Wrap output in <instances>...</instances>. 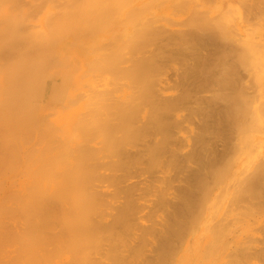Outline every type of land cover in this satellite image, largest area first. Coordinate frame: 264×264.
<instances>
[{"label":"bare ground","instance_id":"1","mask_svg":"<svg viewBox=\"0 0 264 264\" xmlns=\"http://www.w3.org/2000/svg\"><path fill=\"white\" fill-rule=\"evenodd\" d=\"M139 1L140 0H0V148L3 147L1 151H4L3 154L2 152L0 153V156L4 155V157H0V168L1 166L4 167L3 169L1 168L2 171L0 170V264H61V260L63 259H59L58 257L61 253L64 255L65 252L68 256L71 255V257L70 261L66 259L68 263L63 260L62 264H103L101 262L102 256L106 258L103 262L110 259L109 261L112 262L111 264H137L136 260L140 261L138 259L142 256L141 251L144 250L146 247L145 245L148 246L150 244L149 246H151L152 244H145L149 241L145 234H148V237L154 236V239L155 236H158L160 237L159 240H161L157 245L155 244L156 246L152 247L154 248L155 257L153 255L150 259L146 258L145 261L142 258L143 261L141 260L142 262L140 261L138 264H248L250 263L249 261L253 260V257L259 258L258 256H262L261 259H264V246L261 245L264 243V238H260V240L258 238V236H260L259 234L264 231V224L262 223L263 227L260 224L263 231L261 228H254L257 222H262V218H257L260 219L258 221L255 215L264 212V36H261L255 41L254 39L256 38L251 34L253 32L249 27L248 29L251 32L248 33L250 36L247 34L248 38H243V40H241L235 38L239 37V33L235 32L234 29L228 30L227 27L231 22L230 19L234 17H231V14L234 13V15L237 14V16H239V13H246L247 10L246 8L244 9V7H241L242 10L230 8V22L227 16L222 14L225 17L223 18V16L217 14V12L216 14L218 16H216L219 19L215 17L217 18L216 20L212 14L213 16L211 17L214 19L211 18L213 21L209 20L206 17L211 9H206L208 13H206L207 11L203 12L205 14H201L199 9L198 14L200 15L195 17V14H192L195 17L194 23L196 26L194 31H196V33L190 35V30L186 32L181 28L183 31L181 29V31H175L173 28L168 29L166 26L163 28L155 26L157 20H152L151 16V19L144 20L139 13L144 4L142 5ZM150 1L151 0H146L145 5H149L151 3ZM187 1L188 0H175L174 2H177V4L181 3L180 6H182V4L185 6V3L186 5L189 4H187ZM206 1L208 2V0H205V2ZM251 2L252 0L248 4H251ZM164 3L166 4V2ZM208 3L211 2L209 1ZM238 3H241V1H238ZM245 3L247 4V2ZM245 3L243 2L242 5H246ZM253 4L252 2V5ZM222 6L224 5L222 4ZM231 6L233 7V5ZM255 6H257V9ZM163 7H165V5H162V8ZM251 7V5L247 6L249 9H252ZM253 7L257 10L253 12L254 16H257V13H259L260 16L262 14L261 18L257 17L263 20L264 0H260L259 7L256 3ZM221 8L222 10L219 11L220 13L221 11H227L223 10L225 6ZM144 9L145 8H143V10ZM193 11L194 9H192L191 12L193 13ZM251 11L252 10H250V12ZM214 12L215 11H213V13ZM248 14L250 15L249 12H247V15ZM137 15L141 16L142 20H140L141 18L139 17L140 19L137 21ZM242 16L243 15H241V17L239 16V18L242 19ZM133 19L136 23H134ZM227 20L228 23H225ZM191 22L193 23V20H191L190 23ZM183 23L186 24V21ZM115 26H117V28ZM99 27L100 29L111 28L113 33L107 34V32L106 35H101L97 38L94 37L98 36V32H96L97 35L93 34L92 37L90 31H93L95 28L99 29ZM111 29H109V31H111ZM240 29L241 27L239 30ZM232 30L235 32V35H238L234 37ZM235 30L238 29L235 28ZM174 31L178 33L173 35ZM188 31L190 34H188ZM101 32L99 34H101ZM205 32L207 34H205ZM204 35L206 36L203 37ZM251 36H254V39H251ZM249 38L251 41L248 40ZM191 40H194L195 44L192 43ZM76 45L79 47H76ZM191 46L193 48L192 51L189 49ZM209 48H214V50L210 51ZM145 49L151 56L149 55V57L147 56L148 58H146L145 52H143L141 53V58L144 54V59L135 57V55L140 54V52ZM156 50H161L160 52L162 53L166 51V54L169 50H174L176 53L171 54L174 51L171 53L168 52L169 55L167 54V56L169 58H167L165 54L164 56L166 58L163 59V54L159 53V51H157V54ZM204 51L208 54H205ZM187 52H189V55ZM189 57H192L193 60L191 61L194 62L193 64L191 63L193 67L192 69L190 68L191 70L189 71L191 72L189 75H192V80H197V82H190L191 77H187L186 80L188 81L189 79V83H193V85L198 83L196 84L198 86L194 88L200 89L201 91L209 90L213 92L212 89L216 86L215 91H217V93H215L213 99L211 98V103L206 101V103L208 102L214 106L212 110L209 109L211 111L210 113L207 111V116L209 115L212 119L210 122L211 124L206 125V127L204 124L203 126L205 128L201 131L203 133H200L201 135H198L199 137L197 136V141L194 139V141H196L194 144L197 143L195 146L197 148L194 149L193 146V151H195L193 155L191 153V155L188 154V152V155L183 156V158L180 156L183 154H177L176 151L186 147L183 145L185 140L183 142V139L180 138L183 144H181L182 146L179 145L181 147L178 148V144L182 142H177L178 144L173 146L174 144L172 145V143L176 141L173 142L172 139L175 136H172L173 138L171 139L169 134H171V130L174 132V129L179 127L174 126L176 121V125H179V120L174 121V124L171 120H173L172 116L178 111L177 107H180L182 103L188 100V95H185L186 92L184 95L182 93L183 96H181L180 99H169L170 101L168 102H164V100H162L163 102L160 101L157 112L154 107L153 113H150L151 117L146 111L145 115L142 114V110L144 109L142 103L146 95L151 94L152 96L153 93L155 94L156 84L158 83L154 81L156 80L154 78L159 75L161 70L166 71V69H162L165 63L162 60H167L166 63H171V60L174 62L177 58L179 61H185L187 59V62L190 59ZM154 58L157 59L155 60ZM159 59L161 60L158 61ZM186 62H184V64H186ZM131 74L133 78H131L129 84L132 85H127L126 83H128V81L126 82L124 79H119L120 77H126L125 80H130L129 75ZM114 75L117 77L119 76V78ZM109 76L114 78H110V80ZM159 77L157 76V78ZM171 77H173V75ZM83 79H86L83 83L85 85L82 84L84 81ZM100 79H102L103 83ZM115 79L121 80V82H118V80L115 81ZM183 79H185V77ZM117 83H121L122 85H117ZM185 83H187V85ZM185 83L182 86H190L188 82L185 81ZM81 85L86 87L84 88ZM113 86L114 88L117 87L115 91L118 90L119 86H122L123 89L125 86H129V89L132 88L130 91L134 90V93L130 95L124 94L122 96L123 98H120L121 96L115 98L114 94L117 92L113 93ZM160 88L162 87L160 86ZM129 89L127 87L125 90L130 92ZM191 89L189 90L192 91L193 89ZM81 90L84 93L87 91H94V93L92 96L90 95L91 97L86 96L89 100L84 98L85 101L87 100V103L82 104L81 113H79L81 116L76 117L75 122L72 124V126L74 125V130L68 127L71 130H61L64 132V134L63 132L61 134V131L52 129V131L50 130L52 137H50L51 135L48 130L49 126L51 125L50 127L53 128L52 126L56 123L58 125L60 121L57 122V119H60L63 124L66 119L63 120L64 117L61 119V116L60 118L58 116L56 120H54L55 117H53V123H56H49V117L51 119L55 112L52 115L49 114V117L45 114L46 112L43 110V105L39 102L40 98L44 96H41V94H43L42 91H45L44 93L47 92V94L49 93V97L51 96L50 98H52V95H56V97L54 96L53 98H56V100L58 99V103L52 101L54 104H57L56 108H59L60 105H65L64 107L67 108L68 105V108L72 109L75 107L74 105L78 104V100H83L82 98L84 96H81V99L76 96L77 91ZM119 90L121 91L122 88ZM36 91H38V94H36ZM58 91L60 92L59 94L63 96L57 97L60 96L58 95ZM159 91H165V89L162 88V90ZM1 92L4 93L2 94ZM123 92L125 93V91ZM34 93L40 96L36 98L39 100V105L36 103L37 100L33 98ZM134 96H136V98ZM49 97L47 100L49 99L50 101ZM88 101H90L91 104L88 103ZM46 102L43 104H46ZM50 102L49 104L51 105L52 102ZM74 102H77V104ZM82 102H80L79 105ZM147 102H149V100ZM151 103L154 104V102ZM70 104L72 108L69 107ZM209 104L207 106H209ZM219 104H222V110L218 108V106L220 107ZM64 107L62 106L60 108L66 111ZM61 111L57 115H63ZM52 112L53 110L51 113ZM64 115L69 116L68 114ZM175 115L173 116L174 120L176 119ZM147 118L149 119L147 120ZM97 121H102V124L108 128L106 132L108 138L105 140L101 138L100 141H98V137V142H95L93 137L87 138V144L95 142L96 145H92L93 148L90 147V144L86 146L90 148H86L87 151L85 150V158L87 161L83 158L84 161L87 162H85L86 171L83 175H80L79 171H77L79 164L76 155L78 143L76 142L79 141V139L81 140L83 136L81 138L76 137L78 140H74L72 136H77L80 130L83 132L86 128H90L93 133L92 129L94 126H98L96 124H99ZM60 125L61 123H59V126ZM91 126L93 128H91ZM173 126L175 127L174 129H172ZM65 128L64 125V130ZM72 130L77 134H72ZM56 131L60 133L58 134ZM178 132H176L175 135ZM10 134L16 137L13 138L11 136L12 138H10ZM55 134L57 135L55 136ZM88 134L90 135V133ZM46 135L50 138L52 143H50L51 141L49 143L46 142L43 147V143H45L43 142V136ZM59 135L63 136L59 137ZM7 136H9L8 139ZM67 136L68 139L66 140L64 137ZM159 136H161V138ZM2 137H4L7 142H5ZM19 137L21 139L23 138L25 142L27 140L26 143L21 140V142H23L22 146L18 144L22 148L18 145L15 147L16 143H20ZM53 137H57L56 141L51 139ZM16 138L18 142L15 140V143L13 140L15 144L12 142V145L9 141ZM69 138L74 141L68 142ZM84 139L85 138L82 140ZM224 139L228 141L227 144L224 143ZM84 142L85 140L82 143ZM219 142L226 145V147L222 146ZM6 143L9 145L11 144L14 148H17V150L14 149L13 151V148L11 149L10 147L11 145L9 146ZM24 143L25 145L27 144L28 147L26 146L25 148V145H23ZM53 143L55 144L53 145ZM106 143L109 144L107 145ZM50 144L53 146H50ZM219 144V149L225 147L223 151L226 150L225 155L219 154L220 156L222 155L221 159L219 158L220 156L217 155L218 153L215 154L219 151ZM37 145L38 147H36ZM171 145L173 148L175 147L174 149L176 151ZM8 146L10 148H8ZM48 146H50V149L52 147L50 152ZM41 147L43 148L39 149ZM46 148L47 150H45ZM176 148H178V150ZM20 149H22V152ZM43 150H45L44 152L47 151L46 153L49 152L52 154L49 155L48 153L47 157L46 153L43 154ZM10 151L11 154L9 153ZM181 152L183 153L182 150H180V153ZM219 153L221 152L219 151ZM168 154L173 155L168 159L170 162L167 161V158L170 156ZM184 154H186V152ZM20 155L23 157V160ZM166 155H168V157L163 160V157ZM45 156L47 159L50 156L51 159L52 156H55L52 160L54 164L58 166V170L57 175H55L56 172H54L55 174H51L52 179L49 173L50 169H52V166H49L50 161L48 160L50 159H48L47 162ZM14 157H19L20 159H18L20 162H14L19 161L17 159L13 161L12 159ZM179 157L181 159L183 158V163H179ZM44 158L45 160H43ZM11 160L13 162H10ZM165 160L173 167H178V169H183L185 165L188 164L186 161L196 163L197 168H192V176H190V180L187 182L188 185H186L188 187L182 189L181 195L178 196L180 197L178 201L172 202V199L170 198V200L168 198L175 210V214L172 212L175 218L173 219L171 216L172 218L170 219V221L173 219V224H171V222L168 223L170 224L168 227L166 226L168 229L164 228L165 230L163 231H161V228L152 229L154 227H146L144 229V231H146L145 233L143 229V232H139V234H142L139 235V238H141L144 233L143 239H140L142 242L141 245L139 243V246L143 249L141 250L140 247L136 248V246L129 243L131 241L128 242V240L125 238L122 239V237H124V235H129V233H133L131 230L134 228L131 227V222L134 223L139 219L142 220L141 218H137V216L142 213V206H137V204L143 200L140 199L144 198V193L142 192V195H139V193L145 188L144 186H147V183H154L152 176L156 178L155 176L157 175L153 173V170H158L160 165H169L168 163H164ZM21 161H23L24 164L22 162V165H19ZM67 161H69V166L76 173L70 174L73 176L76 175V177H72L73 180L71 178L68 180L65 175L67 172H64L66 169L65 162ZM46 162L50 168L46 167ZM75 162H77L76 167ZM13 163H15L17 171L19 167L22 168L20 170H23L27 165H30V168L27 166V170H30L29 173L31 174L32 172L34 175H31L32 177H30L29 180L31 178H36L37 180L31 179L33 183L31 182L29 184H26L29 181L25 182V185H29L30 187L28 186L29 188H27L24 185L27 189L25 190V195L27 196H23L24 198L21 197V200L17 194L14 195L15 193L12 192L10 186L16 181L10 184V181L13 179L11 178L12 180H9L8 178L10 177L9 175H12L11 172L15 171V168L12 169ZM11 169L14 171H11ZM164 169L162 168V170ZM24 170H26V168ZM58 171H61V173H58ZM20 172L23 173L22 171L17 173ZM184 172H186L185 169ZM54 175L57 178L54 177ZM186 175L187 174L183 177H187ZM21 176L22 175H20V177ZM79 176H85L84 179L92 184L93 188L96 187L94 188L96 192H93L92 195H90V193L89 195H79L78 192L80 190L77 191L78 185H80L79 183L81 182ZM37 178H39L40 181H38L39 179ZM42 178L46 180V183L43 181L45 187L42 186ZM134 179L140 180L134 182ZM150 179H152V181ZM179 179L181 180V178ZM19 180L21 181V179ZM24 181L22 180V183H24ZM131 181L133 182L131 183ZM34 182L36 183L35 185ZM108 183L116 184V188L123 184V187L120 189L118 187V189H123L122 192L124 197L122 198L125 199L123 202L120 201L121 205L118 204L116 209L118 213H115V217H111L112 219L115 218L113 220L114 223L112 225L109 224L108 227H104L108 222L100 225L98 218H96L98 215H96V213L99 211L100 207L107 202L105 199L108 198L107 194L110 192L108 193L105 189ZM126 183H129V185H126V188H124V184ZM183 183L185 184V182ZM141 185L143 186L142 188L140 187L142 190L137 188ZM21 186L24 188L23 185ZM147 187L143 191H145ZM152 188L153 187H151V190ZM137 189L139 191H137ZM169 190L171 189H168V191ZM23 191L24 190L21 191V194ZM136 191L139 192V196H137H141L138 199L136 196L134 197ZM172 194L173 193H171V195ZM162 195L161 202L159 203L163 202L166 204L167 202V204H169L167 194ZM111 199L109 198L108 203H111ZM109 205L110 204L107 206ZM115 205L114 208H116ZM112 206L110 207L113 210ZM144 206H146V204ZM138 207H140V209ZM102 209L105 210V208ZM116 211L114 210V212ZM138 211L139 214L137 213ZM34 213L37 215H34ZM93 213H95L96 217L92 220L91 217H94ZM92 214L93 216H91ZM160 218L162 217L160 216ZM137 223L140 224L139 221ZM166 223L165 221V224ZM135 225L137 224L135 223ZM154 226H156V224ZM149 231H152V233ZM105 233L108 234L107 237ZM135 234H138L137 230ZM261 234V236H263L264 233ZM104 235L107 239L104 238ZM156 240H158V238H156ZM258 241L261 242V244ZM257 242L259 246L256 245ZM127 243L133 246L130 247ZM104 245H107L109 249L107 250V247H105L107 252L103 248ZM126 247L128 250L129 248L132 250V247H134L132 255H129L130 257L126 256L127 251L124 252L127 250ZM260 247H262V249ZM98 254L101 257L96 259L95 256ZM65 258L68 257L65 256ZM263 261L264 260H262V262Z\"/></svg>","mask_w":264,"mask_h":264},{"label":"rangeland","instance_id":"2","mask_svg":"<svg viewBox=\"0 0 264 264\" xmlns=\"http://www.w3.org/2000/svg\"><path fill=\"white\" fill-rule=\"evenodd\" d=\"M159 1H161V2H159ZM166 2V4L164 3V2ZM175 0H151L149 3V5L147 4V5H145V2H146V0H140L139 2H141L142 3V5L144 4V6H142L141 8L142 9H140V11L141 12H139L140 14H141V16L143 17V19L144 20H147V19H151V17H152V20L153 19H155V21L157 22L156 23V25L155 26H158V27H164V26H166L168 29H172L173 28V30H179V31H181L182 29L183 30H185L186 32H187V30H190L191 32V34L189 33V31H188V34H190V35H194L195 33H196V31H194V28H195V26H196V24L194 23V19H195V17H197V15H200V14H198L199 13V9H200V13L202 14L203 12H206L207 10L206 9H211L210 10V12L213 10V11H215L214 13H213V11L211 12V14H210V12L208 13V11L206 12V13H208V16L206 17V15H205V17L207 18V19H209V20H212V19H214L215 17H217L218 15L217 14H219V15H222V14H224L225 16H227V18H228V20L231 18V17H233L234 18V20H233V18L232 19H230L231 20V22H230V20H229V24H228V30H231V29H234V31L235 32H237V33H239V37H235V36H237V35H235V32H233V30H232V32L234 33H232L233 35H234V37L235 38H237V39H241V40H243V38H248V35L250 36V32L252 31L253 33H255V34H253V33H251L252 35H254L255 36V38L256 39H254L252 36V38L251 39H254L255 41L257 40V39H259L261 36H264V22H263V20H264V16L262 17V19L263 20H261V19H259V18H261V16H262V14H261V16L259 15V13H257V16L259 17H257L256 15V17L254 16V13L253 12H255V11H257V10H255V8L253 7V5H255V3H256V5H258V7H259V4H260V0L259 1H257V0H252V2L254 3L253 5H252V2H251V4H248V3H250V1L249 0H247V1H243V0H208V2L210 1L211 3H208L207 1V3L205 2V0H188L187 1V4L188 5H186V3H185V6L182 4V6H180L181 5V3H179V4H177V2H174ZM177 1V0H176ZM191 1H192V3H191ZM227 1V2H226ZM238 1L240 2L241 1V3H238ZM262 1V0H261ZM155 2V3H154ZM159 2V3H158ZM170 2V3H169ZM230 2V3H229ZM245 3V2H247V6H252L251 8L252 9H249V8H247V6L246 5H242V3ZM157 3H158V5H157ZM163 3V4H162ZM225 3V4H224ZM258 3V4H257ZM194 4H196V5H194ZM222 4L225 6V8H224V6H222ZM227 4V5H226ZM229 4V5H228ZM236 4H241L240 5V7H239V5H236ZM154 5V6H153ZM162 5H165V7H163L162 8ZM206 5V6H205ZM215 5V6H214ZM231 5H233V7L231 6ZM194 6V7H193ZM147 7V8H146ZM151 8L152 10H154V11H152L151 9H149V8ZM153 7V8H152ZM156 7V8H155ZM183 7V8H182ZM213 7V8H212ZM219 7V8H218ZM221 7H223L224 9L223 10H227V11H221V13L219 12L220 10H222V8ZM239 7V8H238ZM241 7L243 8L244 7V9L246 8V10H247V12H249L250 13V15L248 16L247 15V12L246 13H244V14H240L239 13V16L241 17V15H243L242 16V19L241 18H239V16H237V14H235L234 15V13H232L231 15H230V8H233V9H241ZM256 7V9H257V6H255ZM143 8H145L144 10H143ZM228 8V9H227ZM254 8V9H253ZM147 9V10H146ZM161 9V10H160ZM192 9H194V11H193V13L191 12L192 11ZM197 9V10H196ZM258 9H260V8H258ZM196 10V11H195ZM204 10V11H203ZM229 10V11H228ZM242 10V9H241ZM250 10H252L251 12H250ZM142 11H144V12H142ZM150 11V12H149ZM264 11V10H263ZM149 12V13H148ZM195 12V13H194ZM216 12H217V14H216ZM229 12V13H228ZM151 13H152V15H151ZM154 13V14H153ZM159 13V14H158ZM181 13V14H180ZM253 13V14H252ZM264 13V12H263ZM148 14H149V16H148ZM192 14H195V17H194V15H192ZM203 14H205V13H203ZM214 15V18H212L211 16H213ZM256 14V13H255ZM154 15V16H153ZM180 15V16H179ZM217 15V16H216ZM224 15H222L223 16V18H225L224 17ZM229 15V16H228ZM264 15V14H263ZM141 16H139V15H137V21L140 19V20H142V17ZM148 16V17H147ZM151 16V17H150ZM178 16V17H177ZM231 16V17H230ZM140 17V18H139ZM145 17V18H144ZM191 17V18H190ZM236 17V18H235ZM188 18V19H187ZM212 18V19H211ZM218 18V17H217ZM217 18H215L216 20H217ZM187 19V20H186ZM219 19V18H218ZM221 19V18H220ZM134 20V19H133ZM165 20H166V22H165ZM172 20V21H171ZM188 20H189V22H188ZM191 20H193V23L191 22L190 23V21ZM228 20H227V22L225 21V23H228ZM184 21H186V24L185 23H183ZM213 21V20H212ZM246 21V22H245ZM187 22H188V24H187ZM251 22V23H250ZM254 24H253V23ZM134 23H136V21L134 20ZM177 23H178V25H177ZM249 25H248V24ZM38 24V23H37ZM184 24V25H183ZM253 24V25H252ZM182 25V26H181ZM186 25V26H185ZM188 25V26H187ZM234 27H233V26ZM238 25V26H237ZM255 25V26H254ZM254 28H253V27ZM116 28H117V26H115ZM114 27V28H115ZM176 27V28H175ZM241 27V29L239 30V28ZM247 27V28H246ZM250 27V29H251V31L248 29ZM252 27V28H251ZM182 28V29H181ZM191 28V29H190ZM235 28L236 29H238V30H235ZM246 28V29H245ZM261 28V29H260ZM93 29V28H92ZM109 29H111V28H105V29H100V27H99V29H93V31H90L91 32V35H92V37H93V34L95 35H97V33L96 32H98V36H94V37H99V36H101V35H106V33L107 34H111V33H113V31H112V29H111V31H109ZM134 29V28H133ZM181 29V30H180ZM193 29V30H192ZM253 29V30H252ZM95 30V31H94ZM96 30H98V31H96ZM104 30V31H103ZM106 30V31H105ZM115 30H117V29H115ZM182 30V31H183ZM196 30V29H195ZM244 30V31H243ZM246 30H247V32H246ZM261 30H262V33H261ZM105 32V33H102V32ZM118 31V30H117ZM174 31V34L173 35H175V34H177L176 32ZM194 31V32H193ZM101 32V34H99ZM115 32V31H114ZM193 32V33H192ZM249 32V33H248ZM244 33V34H243ZM89 34V33H88ZM202 34V33H201ZM205 34H207L206 32H205ZM248 34V35H247ZM261 34H263V35H261ZM87 35V34H86ZM91 35H90V37H91ZM260 35V36H259ZM206 35H204L203 37H205ZM194 37V36H193ZM89 38V37H88ZM248 40H250V38L248 39ZM251 41V40H250ZM191 42L192 43H194L195 44V41L193 40H191ZM252 42H253V40H252ZM189 45V44H188ZM190 45H192V44H190ZM78 45H76V47H77ZM79 47V46H78ZM173 48V47H172ZM171 48V49H172ZM178 48V47H177ZM170 49V50H171ZM174 49V48H173ZM175 49H176V47H175ZM189 49H191V51H192V46L189 48ZM210 49V51L211 50H214V48H209ZM168 51V52H172V51H174V50H172V51ZM207 50H208V48H207ZM157 51H159V50H156V52ZM161 51V50H160ZM159 51V53H161V54H163V56L166 54L165 52L164 53H162V52H160ZM191 51H190V53H191ZM194 51V50H193ZM143 52H145L144 54H145V56H146V58H148L149 57V55L151 56V54H148V52L146 51V49L145 50H143L142 52H140V54H138V55H135V57L136 58H140V59H144V54H143V57L141 58V53H143ZM147 52V53H146ZM155 52V53H156ZM167 52V54L169 55V53ZM175 54L176 53V51H174V52H172L171 54ZM188 53V55H189V52H187ZM193 53V52H192ZM204 53L205 54H208V53H206L205 51H204ZM213 53V52H212ZM157 54H158V52H157ZM167 54L165 55L167 58H169L168 56H167ZM148 56V57H147ZM160 56V55H159ZM159 56H158V58H159ZM163 56H162V58H163ZM164 56V58L163 59H165L166 57ZM156 57H157V55H156ZM152 58V57H151ZM161 58V57H160ZM161 58V59H162ZM172 58H174V57H172ZM187 58V57H186ZM190 58V57H189ZM192 58V57H191ZM189 59V61H187V62H189V63H187L186 62V60L185 61H182V60H177V58H176V60L174 61V62H172V60H171V63L169 64V63H166V61L165 60H162V61H164L165 63L163 64V65H161V66H163L162 67V69H166V71L164 70V71H160L159 72V75H157L159 78H157V76L154 78V79H156V80H154V81H156L158 84H156L157 85V87H156V89H155V94L153 93L152 94V96H151V94H148V95H146L145 96V100H144V102L142 103L143 104V110H142V114L143 115H145V111H146V113H148L149 115H150V113L152 114L153 113V111H154V109H155V111L157 112V109H158V105L160 104L159 102L161 101V102H163L162 100H164V102H168V101H170V100H176V99H180V97L181 96H183L184 94H185V92H186V94L185 95H188V100L186 101V102H184V103H182L181 105H180V107H177L178 109V111H177V113H173L175 116H176V119L174 120V115L172 116V118H173V120H171L172 122H173V124H174V121H176V120H179L178 122H179V125H176L177 124V121H176V124L174 125V126H179L178 128H176V129H174L175 127L173 126V128L172 129H174V132H173V130H171L172 132H171V134H169V136H171V139L173 138L172 136H175V137H177V138H173L172 139V141L174 142V141H176V142H174V143H172V145L173 146H175L176 144H178L177 142H184V140H185V142H184V144H183V142L182 143H179L178 144V148H180L182 145L181 144H183V145H185L186 147H182L183 149H179V151H176L173 147H172V145H171V147L177 152V154H183V155H180L181 157H183V156H185V155H188V154H192L193 155V152H195V151H193L195 148H197V147H195L196 145H197V143L196 144H194L196 141H197V136L199 135H201L200 133H203V132H201L202 130H203V128H205L206 127V125H210L211 123V121H212V119H211V117H209V115L207 116V113L209 112H211L210 110H212V108H214V106L212 105V104H209V103H211L212 102V99H213V96L215 95V93H217V91H215V88H216V86L212 89L213 90V92L211 93L209 90L208 91H201L200 89H195L194 87H197L198 85H196V84H198V83H196V84H194L193 85V83L191 84V83H189V79H188V81L186 80L187 79V77H191L190 78V82L192 81H194V82H197V80H192L193 79V76L191 75H189L190 74V72L191 71H189V70H191L192 69V67H193V65H191V63L193 64L194 62L193 61H191V60H193V58L192 59ZM150 59V58H149ZM155 60L157 59V58H154ZM161 59H159L158 61H160ZM153 60V59H152ZM168 60H170V59H168ZM138 61V60H137ZM154 61V60H153ZM161 61V62H162ZM182 61V62H181ZM184 62H186V64H184ZM154 63H158V62H154ZM161 64V63H160ZM159 64V65H160ZM180 64H182V65H180ZM157 65V64H156ZM160 66V67H161ZM172 66V67H171ZM178 66V67H177ZM166 67V68H165ZM188 67V68H187ZM169 70H168V69ZM191 68V69H190ZM172 69V70H171ZM174 69V70H173ZM176 69V70H175ZM188 69V70H187ZM180 70V71H179ZM189 71V72H188ZM162 72V73H161ZM176 72H178V73H176ZM169 73H170V76H169ZM173 73H175V74H173ZM101 74V73H100ZM168 74V75H167ZM113 75V74H112ZM162 75V76H161ZM173 75V77H171ZM186 75H189V76H186ZM114 76H116V75H114ZM130 76H132V74L131 75H129V78H130V80H125L126 79V77H124V78H119V76L117 77V78H119V79H124V81H128V83H126L127 85H132V84H129L130 82L129 81H131V78H133V76L132 77H130ZM169 78H168V77ZM179 76V77H178ZM182 76H183V78L185 77V79H183L182 78ZM176 77V78H175ZM101 78V77H100ZM113 79L112 78V76L110 77L109 76V79ZM168 79V80H166V79ZM181 78V79H180ZM110 79V80H111ZM127 79H128V77H127ZM161 79V80H160ZM170 79V80H169ZM175 79V80H174ZM182 79H183V81H182ZM84 80V79H83ZM86 80V79H85ZM85 80L82 82V84L85 82ZM116 80H118V79H115V81ZM121 80L119 81L118 80V82H121ZM167 82H166V81ZM99 81V80H98ZM100 81L103 83V81H102V79H100ZM106 81H107V78H106ZM162 82V83H160V82ZM163 81H165V82H163ZM170 81V82H169ZM185 81L186 82H188V85L190 84V86H188V87H184V86H182L184 83H185ZM184 82V83H183ZM101 83V84H102ZM104 83H106V82H104ZM124 83V82H123ZM164 83H165V85H164ZM172 83V84H171ZM175 83V84H174ZM180 83V84H179ZM161 84V85H160ZM186 85H187V83H185ZM83 85H85V84H83ZM83 85H81V86H83ZM117 85H122L121 83H117ZM159 85V86H158ZM179 85V86H178ZM192 85V86H191ZM196 85V86H195ZM114 86H116V85H114ZM114 86H113V90H114V92L113 93H115V92H117L116 94H114L115 95V98H118V96H121L120 98H123L122 96L124 95V94H128V95H130V94H132V93H134V90L131 92L130 91V89H132V88H130L129 89V86H127L128 87V89H129V91L130 92H128L127 90H125V89H127V87L125 86V88L123 89V87L121 86H119L118 87V90L119 89H121L122 88V90L123 91H125V93L121 90H117V91H115V89H117V87L116 88H114ZM124 86V85H123ZM160 86L162 87V88H164L165 89V91H159V90H162V88H160ZM164 86H167V87H164ZM84 88L86 87V86H83ZM184 87V88H183ZM157 88H158V90H157ZM177 88H178V90H177ZM193 90H192V89ZM199 88V87H198ZM218 88V87H217ZM172 89V90H171ZM188 90V92H187V90ZM189 89H191L192 91H190ZM82 90H84V89H82ZM77 91V94H76V96H78L80 99H81V96L83 97L82 99L83 100H81V101H79L78 100V104H77V102H74V103H76L77 105H74L75 107H73L72 108V105L70 106L69 105V107L70 108H72V109H69L68 108V105H67V108L69 109H67V108H65L64 106L65 105H62L65 109H66V111H68V112H66V111H63L60 107H62L61 105L59 106V108H56L57 107V104H54L53 102H57L58 101V99L56 100V98H53L54 96L56 97V95L54 94V95H52V98H50L49 97V93L47 94V92L46 93H44L45 91H42V93L43 94H41V96H43L42 98H40V101L38 100V99H36V98H38V97H40V96H38V95H36V94H38L37 92L38 91H36V94L34 93V97L33 98H35L34 100H37V102L36 101H34V102H36L37 104H38V101L39 102H41L40 104L41 105H43V110L46 112L45 114L48 116L49 114L50 115H52L54 112H55V114L51 117V119L53 118V117H55L54 118V120H56V117H58L59 116V118H60V116H61V119H63V117H64V119L63 120H65L64 122L65 123H63L62 124V122H61V120L59 119H57V122L58 121H60L59 123H61V125L59 126V123H58V125H57V123L56 122H54V123H56L55 125H57V126H55V125H53L54 123H53V119H52V121H51V119H50V115L48 116L49 117V119H48V121H49V123L50 122H52L53 124V128H51L49 125V128H48V130H49V132H50V130L52 131V129L53 130H58V131H61V130H63V131H66V129H68V130H71V129H69L68 127H70V128H74V125L72 126V124L75 122V119H76V117H78V116H81V114H79V113H81L80 112V110H81V107L83 106L82 104H86L87 102V100L85 101V99H88L89 100V98H87L86 96H89V97H91L92 95H93V93H94V91L92 92V91H87V92H83V91ZM171 90V91H170ZM195 90H197V91H195ZM199 90V91H198ZM190 91V92H189ZM5 92V91H4ZM3 92V93H4ZM20 92V91H19ZM78 92H80V93H78ZM123 92V93H122ZM156 92H158V93H156ZM201 92V93H200ZM2 93V92H1ZM2 93V94H3ZM33 93V92H32ZM60 92L58 91V95H60V96H57V97H61V95L62 94H59ZM113 93H112V95H113ZM118 93H120V94H118ZM182 93H183V95H182ZM189 93V94H188ZM214 93V94H213ZM199 94H200V96H199ZM212 94V95H211ZM1 95V94H0ZM29 95H31V94H29ZM36 95V96H35ZM46 95H47V97H46ZM91 95V96H90ZM135 95V94H134ZM189 95H190V97H189ZM32 96H33V94H32ZM63 96V95H62ZM155 96V97H154ZM159 96H160V99H159ZM162 96V97H161ZM6 97V96H5ZM50 98V101L53 103H51L50 101H49V99L47 100V98ZM114 97V96H113ZM135 98H136V96H134ZM179 97V98H178ZM196 97V98H195ZM200 97V98H199ZM28 98V97H27ZM32 98V97H31ZM85 98V99H84ZM152 98V99H151ZM157 98V99H156ZM208 98H209V100H208ZM212 98V99H211ZM42 99V100H41ZM170 99V100H169ZM207 99V100H206ZM149 100V102H147ZM167 100V101H166ZM192 100V101H191ZM210 100H211V102H210ZM48 103H47V102ZM82 101H84V102H82ZM206 101H208L207 103H206ZM46 102V104H43V103H45ZM49 102L51 103V105L49 104ZM80 102H82L80 105H79V103ZM151 102H154V104L153 103H151ZM58 103V102H57ZM60 103V102H59ZM73 103V104H74ZM88 103H90V101H88ZM156 103V104H155ZM187 103V104H186ZM191 103V104H190ZM49 104V105H48ZM61 104V103H60ZM91 104V103H90ZM206 104V105H205ZM209 104V106H207ZM39 105V104H38ZM53 105H55V106H53ZM183 105H184V107H183ZM187 105V106H186ZM220 105V107L218 106V108L219 109H223V107H222V104H219ZM142 106V105H141ZM190 106H192V107H190ZM211 106V107H210ZM45 107V108H44ZM155 107V108H154ZM190 107V108H189ZM194 107V108H193ZM210 107V108H209ZM63 108V109H64ZM182 108V109H181ZM184 108V109H183ZM189 108V109H188ZM193 108V109H192ZM196 108V109H195ZM204 108V109H203ZM63 111H61V110ZM198 109V110H197ZM210 109V110H209ZM50 110V111H49ZM53 110V112L51 113V111ZM61 111V113H63V115L61 114V115H57V114H59L60 113V111ZM150 110V111H149ZM181 110V111H180ZM203 112H202V111ZM206 110V111H205ZM220 110V111H221ZM58 111V112H57ZM149 111V112H148ZM175 111V112H176ZM197 111V112H196ZM208 111V112H207ZM144 112V113H143ZM201 112V113H200ZM70 113V114H69ZM204 113V114H203ZM64 114H68L69 116H67V115H64ZM202 114H203V116H202ZM83 115V114H82ZM201 115V116H200ZM146 116H148V115H146ZM150 117H151V115H150ZM183 117V118H182ZM185 118V119H184ZM209 118V119H208ZM67 119H69V120H67ZM100 120H102L101 118H99ZM149 118H147V120H148ZM188 119V120H187ZM207 119V120H206ZM183 120H186V121H183ZM70 121V122H69ZM198 121V122H197ZM207 121H208V123H207ZM66 122H68V123H66ZM48 123V124H49ZM71 125H70V124ZM97 123H99V124H96V125H98V126H94V128L91 126V128H93L92 130H93V133H94V135H93V133H92V131L90 130V128L89 129H87L86 127V129H85V131L86 130H88V131H83L82 132V130H80L79 132L80 133H78V135L76 136V135H71L72 137H74V140H78V138L80 137H82V139L83 138H85L84 140H85V142L87 141V138H90V137H93L94 139H95V142H98V141H100V139L102 138L103 140H105L106 138H108V136L106 135V132L108 131V128L105 126V125H103L102 123V121H97ZM183 123H185V124H183ZM207 123V124H206ZM140 124V123H139ZM205 124V125H204ZM64 125H65V130H64ZM102 125V126H101ZM201 125V126H200ZM205 127H204V126ZM59 126V127H58ZM63 128H62V127ZM72 126V127H71ZM199 126V127H198ZM102 128H104V129H102ZM97 129V130H96ZM102 129V130H101ZM179 129V130H178ZM200 129V130H199ZM74 130V129H73ZM71 131V132H73L72 134H75L76 132H74V131ZM90 130V131H89ZM58 131H56V133H58ZM63 131H61V134H62V132ZM98 131V132H97ZM103 131H105V132H103ZM179 131V132H178ZM71 132H70V134H71ZM82 132V133H81ZM101 132V133H100ZM176 132H178L176 135H175V133ZM24 133V132H23ZM60 133V132H59ZM58 133V134H59ZM87 135L88 133H90V135L88 134L87 136L85 135V134ZM92 133V134H91ZM96 133V134H95ZM99 133V134H98ZM47 134H48V132H47ZM63 134H64V132H63ZM68 134V133H67ZM77 134V133H76ZM108 134V133H107ZM8 135V134H7ZM22 135H24V134H22ZM45 135V134H44ZM50 137H52V134H51V132H50ZM57 134H55V136H56ZM79 135H81V136H79ZM85 135V136H84ZM93 135V136H92ZM14 138V137H16V136H13V135H11L10 134V138H12V137ZM54 136V135H53ZM61 136H63V135H61ZM60 135H59V137H61ZM69 136V135H68ZM68 136L67 137H64V138H66V140L68 139ZM89 136V137H88ZM103 136V137H102ZM188 136H190V137H188ZM198 136V137H199ZM8 137L9 136H7V139H8ZM23 137V136H22ZM44 138H43V142H45V143H43V147H44V144H46V142L47 143H49L51 140H50V138H48L47 137V135L46 136H43ZM58 137V136H57ZM57 137H53V138H51V139H54V141H56V138ZM58 137V139L60 140V138ZM70 137V136H69ZM76 137H78L77 139H76ZM98 137H99V139H98ZM160 138H161V136H159ZM183 137V138H182ZM2 138H4V137H2ZM20 138V137H19ZM64 138H63V140H64ZM183 139L182 141H181V139ZM186 138V139H185ZM58 139H57V141H58ZM72 139V138H71ZM80 140L79 139V141H77L76 143H78V150H77V153H76V155H77V159H78V164H79V166H78V169H77V171H79V174L80 175H83L84 174V172L86 171V168H85V164L87 163L86 161V152H85V150H86V148H88V149H90L89 147H86V146H89V144H87V142L85 143H82L84 140ZM97 139H98V141H97ZM188 139H189V141H188ZM194 139L196 140V141H194ZM1 140H3V139H1ZM13 140L15 141H17V138L16 139H11V141H9V142H11V144H12V142H13ZM21 140L22 141H24L25 140V136H24V140H23V138L21 139L20 138V143H16V141H15V143H16V146L15 147H17V145L18 144H21V146H22V143L23 142H21ZM49 140V141H48ZM62 140V141H63ZM65 140V141H66ZM74 140H70V138H69V141L68 142H70V141H74ZM180 140V141H179ZM226 139H224V143L225 144H227V142L228 141H225ZM4 141H5V138H4ZM61 141V140H60ZM82 141V142H81ZM108 141V140H107ZM171 141V142H172ZM223 141V140H222ZM5 142H7V141H5ZM18 142V141H17ZM25 142V141H24ZM26 142H27V140H26ZM25 142V143H26ZM95 142H91V144H90V147L91 148H93V146H95L96 145V143ZM109 142V141H108ZM14 143V142H13ZM14 143V144H15ZM25 143L23 144V145H25ZM41 143H42V139H41ZM40 143V144H41ZM50 143H52V141L50 142ZM93 143V144H92ZM190 143V144H189ZM222 146H225L226 147V145H224L223 143H221V142H219ZM5 144V143H4ZM7 145H9L8 143H6ZM10 144V145H11ZM39 144V145H40ZM55 143H53V145H54ZM80 144V145H79ZM86 144V145H85ZM107 145L109 144V143H106ZM220 144H219V147H218V149L220 148ZM2 145H3V143H2ZM2 145H1V147H2ZM9 145V146H10ZM13 145V144H12ZM10 146L11 147V149L14 151V149L15 150H17V148H14V146ZM47 145H49V144H47ZM46 145V146H47ZM52 144H50V146H53ZM93 145V146H92ZM179 145H181V146H179ZM192 145V146H191ZM8 146V148H10ZM19 146V145H18ZM21 146H19L20 148H22ZM26 146H27V144L25 145V148H26ZM41 146V145H40ZM39 146V147H40ZM50 146H48V150L50 149ZM193 146H194V149H193ZM5 147V146H4ZM28 147V146H27ZM36 147H38V145L36 146ZM43 147H41V148H39V149H42ZM177 147V146H176ZM191 147H192V150H191ZM224 147V148H225ZM3 148V147H2ZM2 148H0V153L2 152V154H3V152L4 151H1V149ZM5 148H7V147H5ZM4 148V149H5ZM82 148V149H81ZM178 148H176L177 150H178ZM223 147H221V149H219V151L221 152V153H219V151L218 150H216V151H218V152H216L215 154H217L218 156H220L219 154H224L225 155V151H223L224 150V148L222 149ZM3 149V150H4ZM51 149H52V147H51ZM51 149L49 150V152L51 151ZM8 150V149H7ZM10 150V149H9ZM21 150V152H22V149H20ZM45 150H47V148L45 149ZM45 150H43L42 152H43V154H45L46 152H44ZM180 150H182L183 151V153L181 152L180 153ZM191 150V151H190ZM222 150V151H221ZM84 151V152H83ZM87 151V150H86ZM175 151H174V153H175ZM48 152V153H49ZM81 152V153H80ZM186 152V154H184ZM189 152V153H188ZM223 152V153H222ZM7 153V152H6ZM10 154H11V151L9 152ZM14 153V152H13ZM12 153V154H13ZM48 153H46V156H47V154ZM171 153V152H170ZM174 153H173V155H174ZM188 153V154H187ZM5 154V153H4ZM52 154V153H51ZM50 153H49V155H51ZM190 154V155H191ZM215 154H213V155H215ZM168 155H170V154H168ZM168 155H166L165 157H163V160L164 159H166L167 157H168ZM172 154L167 158V161H169L170 162V160H168L170 157H172L173 156ZM2 156V155H1ZM0 156V157H1ZM9 156V155H8ZM44 156V155H43ZM45 156V158H46V161L48 160V159H50V160H48V161H50L49 162V166H52L51 168L52 169H50V171H49V173H50V176H51V174H53L54 172H56V174L55 175H57V170H58V166L57 165H55L54 164V161L52 160V159H54V157L55 156H52V159H51V156L47 159V157ZM179 156V155H178ZM2 157H4V155L2 156ZM20 157H21V155H20ZM221 157H222V155L219 157L220 159H221ZM19 158V157H18ZM18 158H13L12 160L14 161V160H19ZM45 158L43 159V160H45ZM81 158V159H80ZM86 160V161H84V159ZM180 158V157H179ZM184 158V157H183ZM182 158V159H183ZM190 158H192V157H190ZM21 159L23 160V157H21ZM181 158H180V161H179V163H183ZM10 161V162H13V161ZM53 162H52V161ZM162 160V161H163ZM47 161V162H48ZM84 163H83V162ZM90 161V160H89ZM14 162H20V160L19 161H14ZM22 162L23 161H21V163L19 164V165H22ZM42 162V161H41ZM46 162V165L48 164ZM68 162V163H67ZM67 162H65V166H66V169L64 170V172H67V173H65V175H66V177L68 178V180H70V178L72 179V177L74 178V177H76V175H70L71 173L72 174H74L75 173V171L69 166V161H67ZM86 162V163H85ZM188 164H186L185 165V167L183 168V169H181L180 167V169H178V167H173L171 164H169L168 162H166V160H165V164L166 163H168L169 165L167 166V164L166 165H164L165 166V169H164V166L162 165H160V167H159V169L157 170V169H155V170H153L154 172V174H156L157 176H155L156 178H154L153 176H152V178L154 179V183L152 182V184L151 183H147V186H148V184H149V188L147 187V186H144L143 184V186L146 188L147 187V192H146V190L145 191H143L142 189H140V187L142 188L143 186L141 185V186H139V187H137L138 189H140V190H142V191H140V193L139 192H137V191H139L138 189H137V193L135 192V195H134V197L136 196V198L138 199V198H140V197H138L140 194L142 195V192L144 193V198H141L140 200H142L141 202H139L138 204H137V206H142L141 207V209H142V213H140L139 214V211L137 212L138 214H139V216H137V218L139 219V218H141L142 220H138L139 222H140V224H138L137 222L138 221H135V220H133V221H135L134 223H132L131 222V224L130 225H132L131 227H133L132 229L133 230H131L133 233L132 234H130L129 233V235H124V237H122V239L123 238H125L126 240H128V242L129 241H131V242H129V243H131V244H133L134 246H136V248L137 247H140L139 246V243H140V245H141V241H140V239H143L142 237L144 236V233L146 232V231H144V229L146 228V227H150V228H152V227H154V228H152V229H155V228H157V229H159V228H161V231H163V230H165V229H168V228H166V226L168 227L170 224H168V223H170L171 222V224H173L172 222V220L175 218V216H174V212H175V210H174V206L172 207V203H170L169 202V199L172 201V202H177L178 201V198H180V197H178V196H180L181 194V191H182V189H185V188H187L188 186H186V185H188L187 184V182H188V180H190V176H192L191 174L193 173L192 171H193V169H196L197 168V164L196 163H190V162H188V161H186ZM18 163H16V164H18ZM55 163H56V161H55ZM163 163V164H164ZM190 163V164H189ZM14 165H12L13 166V168H12V166H11V168L12 169H14V170H12L11 169V171H14V172H11L12 173V175H9L10 177H8L9 178V180L11 179L12 181H10V184H12L13 183V181L15 182V183H13V185H10L11 186V189H12V192L13 193H15L14 195H18V197H19V199L22 197V198H24V197H26L27 195H25V193H26V191L25 190H27L26 188H25V186L27 187V188H29L27 185H25V182H28V183H26V184H29V183H31L32 182V180H36V178H31L30 180H29V178L30 177H32L31 175H34V174H32V172H31V174L29 173V171L27 170V166L30 168V165H27L25 168H26V170L28 171H26V170H24L25 168H23V170H20V169H22V168H20L19 166V170L17 171L16 170V165H15V163H13ZM23 164H24V162H23ZM26 164V163H25ZM31 164V163H30ZM57 164V163H56ZM83 164V165H82ZM10 165V164H9ZM76 165H77V162H75V167H76ZM171 165V166H170ZM25 166V165H24ZM48 165L46 166L47 168H50ZM56 166V167H55ZM82 166V167H81ZM190 166H191V168H190ZM23 167V166H22ZM54 167H55V170H54ZM69 167H70V169H69ZM166 167H168V168H166ZM169 167H170V169H169ZM172 167V168H171ZM195 167V168H194ZM1 168L3 169L4 167H2L1 166ZM0 168V170L2 171V169ZM10 168V167H9ZM57 168V169H56ZM83 168V169H82ZM85 168V169H84ZM162 168L165 170H162ZM189 168V169H188ZM193 168V169H192ZM68 169H69V171H68ZM81 169V170H80ZM169 169V170H168ZM175 169V170H174ZM184 169L186 170V172H184ZM166 170H167V172H166ZM178 170V171H177ZM192 170V171H191ZM4 171V170H3ZM19 171H22L23 173H17V172H19ZM24 171H25V174H24ZM161 171V172H160ZM170 171V172H169ZM15 172H16V175H15ZM69 172V173H68ZM81 172V173H80ZM165 172H166V174H165ZM10 173V174H11ZM58 173H61V171L59 172L58 171ZM163 173V174H162ZM172 173H174V174H172ZM76 174V173H75ZM172 174V175H171ZM185 174H187L186 176L187 177H183V176H185ZM19 175V176H18ZM20 175H22L21 177H20ZM23 175H24V177H23ZM54 175V177H56ZM70 175V176H69ZM78 175V174H77ZM167 175H169V176H167ZM178 177H177V176ZM180 175V176H179ZM182 175V176H181ZM13 176V177H12ZM16 176H18V177H16ZM26 176V177H25ZM28 176V177H27ZM161 176V177H160ZM80 177V181L82 182H80L79 184L80 185H78V188H77V191H79L78 193H79V195H89V193H90V195H92V193L94 192H96L95 191V189L94 188H96V187H94L93 188V186H92V184H90L89 182H87L86 181V179H84L85 178V176L83 177V176H79ZM158 177V178H157ZM165 177V178H164ZM5 178V177H4ZM17 178V179H16ZM23 178V179H22ZM57 178V177H56ZM160 178H161V180H160ZM164 178V179H163ZM179 178H181V180L179 179ZM16 179V180H15ZM19 179H21V181L19 180ZM37 179H39V178H37ZM43 179V180H42ZM41 180H42V182L43 181H45V183H46V180L44 179V178H42ZM51 179H52V176H51ZM187 179V180H186ZM19 180V181H18ZM22 180L24 181V183H22ZM27 180V181H26ZM73 180V179H72ZM137 180L139 181L140 179H134L133 181L134 182H137ZM151 181H152V179H150ZM156 180V181H155ZM171 181V182H167V181ZM175 180V181H174ZM180 180V181H179ZM37 181V180H36ZM38 181H40V179L38 180ZM85 181V182H84ZM133 181H131V183L133 182ZM178 181V182H177ZM41 182V183H42ZM48 182V181H47ZM164 182V183H163ZM177 182V183H176ZM181 182V183H180ZM183 182H185V184L183 183ZM20 185H19V184ZM33 183V182H32ZM45 183L43 182V185L42 186H44L45 185ZM88 183V184H87ZM130 183V184H131ZM156 183V184H155ZM172 183V184H171ZM36 183L34 182V185H35ZM47 184H49V183H47ZM84 184V185H83ZM154 184V185H153ZM158 184V185H157ZM164 184V185H163ZM171 184V185H170ZM182 184V185H181ZM21 185H25L24 186V188L21 186ZM33 185V184H32ZM31 185V186H32ZM91 185V186H90ZM125 186H124V188H126V185H129V183L127 184H124ZM151 185V186H150ZM153 185V186H152ZM184 185V186H183ZM46 186H48V185H46ZM80 186V187H79ZM106 186H107V188L105 189V191H107L109 194H107L108 196V198L107 199H105V200H107V202L102 206V207H100V209H99V211L96 213V215H97V217L95 216V213H93L94 214V217H91L92 218V220H93V218H98V220H99V222H100V225H103L104 223H107V225H105L104 227H108V225L109 224H113L114 223V219H112L111 217L113 216V217H115V213L117 214L118 212L116 211V209H117V207H118V204L119 205H121L120 203L121 202H123V200L125 199H123L122 197H124V195H123V189L122 190H119L120 188H122L123 187V184L122 185H120V186H117V188H116V184H114V183H108V184H106ZM112 186H114V187H112ZM16 187H17V189H16ZM19 187V188H18ZM45 187V186H44ZM90 187H91V189H90ZM118 187H119V189H118ZM151 187H153L152 188V190H151ZM156 187V188H155ZM160 187V188H159ZM173 187V188H172ZM49 188V187H48ZM85 188V189H84ZM88 188V189H87ZM159 188V189H158ZM20 189V190H19ZM51 189V188H50ZM155 189V190H154ZM168 189H171V190H169L168 191ZM18 190V191H17ZM22 190H24L23 192H22V194H21V191ZM88 190V191H87ZM99 190V189H98ZM118 190V191H117ZM125 190V189H124ZM150 190V191H149ZM160 190V191H159ZM174 190H176V191H174ZM17 191V192H16ZM87 191V192H86ZM90 191V192H89ZM101 191V190H100ZM116 191V192H115ZM114 192V193H113ZM122 193V194H119V193ZM19 193H20V195H19ZM112 193V194H111ZM138 193H139V195H138ZM151 193V194H150ZM159 194V195H157V194ZM169 193V194H168ZM171 193H173L172 195H171ZM162 194H167V199H168V203L169 204H167V202H166V204L165 203H159V202H161L160 200H161V196H163ZM176 194V195H175ZM112 195V196H111ZM117 196V198H116V196ZM118 195H119V197H118ZM138 195V196H137ZM147 195V196H146ZM24 196V197H23ZM120 196H121V198H120ZM174 196V197H173ZM109 198L111 199V198H113V199H111L110 201H111V203L109 202L108 203V201H109ZM146 198V199H145ZM163 198V197H162ZM114 199H117V200H114ZM21 200V199H20ZM113 200V201H112ZM115 201V202H114ZM121 201V202H120ZM126 201V200H125ZM144 201V202H143ZM148 201V202H147ZM153 201V202H152ZM154 201H155V203H154ZM157 201V202H156ZM113 202H114V204H113ZM152 202V203H151ZM108 204H110L109 206H107ZM116 204V205H115ZM146 204V206H144ZM113 205V206H112ZM114 205H115V207L116 208H114ZM152 205V206H151ZM156 205H157V207H156ZM110 206H112L113 207V210L111 209V207ZM148 206V207H147ZM165 206H167V207H165ZM171 208H170V207ZM156 207V208H155ZM163 207V208H162ZM102 208H105V210L104 209H102ZM137 208V207H136ZM139 209H140V207H138ZM145 208V209H144ZM161 208V209H160ZM175 209H176V207H175ZM114 210L116 211V212H114ZM138 210V209H137ZM167 210H168V212H167ZM172 210V211H171ZM174 210V211H173ZM113 211V212H112ZM99 212H100V215H99ZM105 212V213H104ZM147 212V213H146ZM170 212V213H169ZM174 214H173V213ZM31 213H33V212H31ZM103 213V214H102ZM93 214L91 215V216H93ZM171 214H173V215H171ZM262 214H264V212L262 213ZM262 214H258L257 213V215H255V218L257 219V218H262V222L261 223H259V222H257V225H254V228H261L262 229V227H263V224H264V215H262ZM34 215H37V214H35L34 213ZM108 215V216H107ZM144 217H143V216ZM146 215V216H145ZM157 215V216H156ZM159 215V216H158ZM261 215V216H260ZM100 217V219H99V217ZM102 216V217H101ZM104 216V217H103ZM142 216V217H141ZM160 216L162 217V218H160ZM173 217V219L170 221V219ZM26 217V216H25ZM32 217H33V215H32ZM35 217V216H34ZM147 217V218H146ZM164 217V218H163ZM170 217V218H169ZM26 218H28V217H26ZM155 218V219H154ZM168 218H169V220H168ZM150 219V220H149ZM163 219H164V221H163ZM86 220V219H85ZM112 220V221H111ZM137 220V219H136ZM146 220V221H145ZM151 220H153V221H151ZM154 220H155V222H154ZM258 221L260 220V219H257ZM102 221V222H101ZM148 221H150V222H148ZM158 223H157V222ZM165 221L167 222L166 224H165ZM110 222V223H109ZM152 222V223H151ZM154 222V223H153ZM159 222H160V224H159ZM103 223V224H102ZM135 223L137 224V225H135ZM263 223V224H262ZM151 224H152V226H151ZM156 224V226H154ZM157 224H159V225H157ZM162 224H164L165 225V227H164V225H162ZM262 225V227H261V225ZM141 226V227H140ZM150 228H147V229H150ZM165 228V229H164ZM142 229H143V231H144V233H143V236L141 237V238H139L140 236L139 235H142V234H139V232L140 231H142ZM152 229H150V230H152ZM137 230V233L138 234H135V231ZM139 230V231H138ZM130 231V232H131ZM142 231V232H143ZM148 231V230H147ZM153 231V230H152ZM152 231H149V232H151L152 233ZM157 231H159V230H157ZM262 231H263V229H262ZM141 232V233H142ZM156 232V231H155ZM154 232V233H155ZM148 233V232H147ZM261 233H264V231L263 232H261ZM259 234L260 236H258V238H259V240H260V238L262 239V238H264V234H263V236H261L262 234ZM105 234H107V233H105ZM150 234V233H149ZM134 235H135V237H134ZM136 235H138V236H136ZM147 235V240H149L147 243H145V244H149V243H152L151 244V246H147V245H145L146 247L144 248V245H143V248H144V250L143 249H141V247H140V249L141 250H143V251H141L142 252V256L141 257H139V259L138 260H142V258H143V260L145 261V259L146 258H148V259H150L151 257H153V255H154V257H155V252H154V248H152V247H154V246H156L157 244H158V242L161 240H159V238L160 237H156L155 236V239H154V236L153 237H148L149 235L148 234H145V236ZM151 235V234H150ZM154 235V234H153ZM161 235H162V233H161ZM108 236V234L106 235V237ZM160 236V235H159ZM105 237V235H104V238H106ZM134 237V238H133ZM129 238H130V240H129ZM139 238V239H138ZM151 238H152V240H151ZM156 238H158V240H156ZM107 239V238H106ZM125 239H124V241H125ZM138 240V241H137ZM135 241V242H134ZM263 241V240H262ZM123 242V241H122ZM138 244H137V243ZM144 242V241H143ZM154 242V243H153ZM259 242V241H258ZM256 243V245H258L259 243L261 244V242H259V243ZM136 243V244H135ZM263 243V242H262ZM126 244V243H125ZM128 244V243H127ZM156 244V245H155ZM130 244H128V246H129ZM133 245H130V247L131 246H133ZM261 245H263L264 246V243L263 244H261ZM260 245V246H261ZM259 246V245H258ZM262 246V247H263ZM105 247H107V245L105 246H103V248L105 249ZM262 247H260L261 249H262ZM14 248V247H13ZM156 248V247H155ZM107 250H109L108 249V247L106 248ZM105 249V251L107 252V250ZM126 249H127V247H126ZM133 249H134V247H132V250H131V248H129V250L127 249V250H125L124 252H126L127 254H126V256H129L130 254L132 255V251H133ZM149 249V250H148ZM123 251V250H122ZM149 251V252H148ZM106 252H103V253H106ZM144 252H145V254H147V255H145L144 254ZM147 252V253H146ZM254 253V252H253ZM66 254V255H65ZM125 254V253H124ZM60 255V254H59ZM69 255H70V253H69ZM104 255V254H103ZM106 255V254H105ZM130 255V256H131ZM152 255V256H151ZM257 255H260V254H257ZM65 256H67L68 258H65ZM98 256V257H97ZM129 256V257H130ZM70 257H71V255L70 256H68V254L65 252L64 253V255H62V253H61V255L58 257L59 259H63L64 261H66V259L68 260L69 259V261H70ZM101 256L98 254V255H96L95 256V258L97 259V258H100ZM256 257V256H255ZM259 258H254L253 257V260H251V261H249L250 263H248V264H264V261L262 262V260H264V259H261V257L262 256H258ZM65 258V259H64ZM102 258V263L103 264H111L112 262H110L109 260H106V261H104L103 262V260H105L106 258L105 257H101ZM104 258V259H103ZM72 259V258H71ZM147 259V260H148ZM261 259V260H260ZM63 260H61V264L63 263ZM142 260V261H143ZM140 261H137L136 260V262H137V264H138V262H140ZM141 261V262H142ZM67 262V261H66ZM108 262V263H107ZM68 263V262H67ZM140 264V263H139Z\"/></svg>","mask_w":264,"mask_h":264}]
</instances>
